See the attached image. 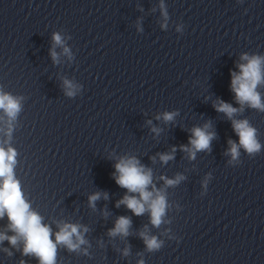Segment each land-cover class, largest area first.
<instances>
[{"label":"clouds","instance_id":"clouds-1","mask_svg":"<svg viewBox=\"0 0 264 264\" xmlns=\"http://www.w3.org/2000/svg\"><path fill=\"white\" fill-rule=\"evenodd\" d=\"M54 41L59 44L61 42L60 36L54 34ZM67 51V50H66ZM55 60L56 54L52 53ZM242 59L247 60L246 64L239 65L240 73H232L231 88L235 93L237 101L241 104L248 103L251 107L264 110V105H261L260 95L256 92L257 85L262 82L261 63L262 58L252 57L247 55L242 56ZM67 83V82H66ZM72 93H69L71 95ZM219 112H224L229 118L236 111L230 104L221 101L215 106ZM0 109L14 118L20 110L19 102L12 96L0 93ZM165 120H171L172 114H165ZM233 128L239 136V146L243 147L248 153L258 152L260 144L255 138V129L248 125L247 121H233ZM194 138L190 139V144L197 150H206L210 147V142L214 137V133H208L200 128L193 129ZM231 144L230 153L235 159L238 156V146L229 141ZM194 156V153L192 154ZM15 151L9 148L5 151L0 147V218L5 213L10 221V227L23 237L25 246L23 252L25 255L33 254L39 258L40 264H55L56 245L64 244L70 249H75L76 244L73 243L72 237L76 235L80 243H84L82 237L78 233L77 226L65 224L58 233H56V243L50 239L51 229L42 224V218L35 212L30 211L29 204L24 200L20 191L18 181L13 176V164L15 162ZM170 155H161V160L167 161L171 159ZM116 183L126 188L130 193H139V198L136 196H125L117 204H125L135 215L139 216L145 212V205L151 215V223L154 226H159L161 218L165 213L166 201L162 195L157 194L155 198L153 193L147 190L151 183V173L146 172L142 166H139L135 158L127 160H120L115 164ZM179 179V178H178ZM177 181L169 180L168 184H174ZM99 193L91 196L90 202L99 198ZM130 220L127 217H119L115 228L110 230V234L115 235L121 233L128 234ZM9 239L15 245L16 237H5L0 234V241ZM147 247L157 249L160 247L155 237H145Z\"/></svg>","mask_w":264,"mask_h":264}]
</instances>
